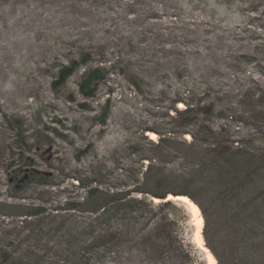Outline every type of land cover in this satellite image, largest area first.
Returning <instances> with one entry per match:
<instances>
[{
	"label": "rangeland",
	"instance_id": "obj_1",
	"mask_svg": "<svg viewBox=\"0 0 264 264\" xmlns=\"http://www.w3.org/2000/svg\"><path fill=\"white\" fill-rule=\"evenodd\" d=\"M183 191L264 264V0H0V264H207Z\"/></svg>",
	"mask_w": 264,
	"mask_h": 264
},
{
	"label": "trees",
	"instance_id": "obj_2",
	"mask_svg": "<svg viewBox=\"0 0 264 264\" xmlns=\"http://www.w3.org/2000/svg\"><path fill=\"white\" fill-rule=\"evenodd\" d=\"M77 67H78V63L75 62V64H73L71 67L64 68V70H62L60 72V74H61L60 79H59L60 83H64V81L72 75V73L75 71V69ZM103 78H104V74L99 69L87 72V74L84 76V78L82 79V81L79 84L80 85V89H79L80 93L82 96H84L85 100L95 96L94 93L97 90L98 82H99V80H101ZM103 115L104 116H103V119L101 120V122H102V124H105V122L107 120V113H105ZM192 136L194 137V135H192ZM158 137H159V139L156 143H153L152 141H148V143L154 147H156V146L165 147V146H167L168 143L178 140L179 137L181 139H184L181 136L176 137L172 134L167 135V136L159 135ZM146 139H147V137H146ZM195 141H196V139H195ZM189 145L195 147L194 138L192 139V142ZM214 146H215V148L212 150L211 153H205L206 158H208V155H209L211 160L213 159V156H215V157H218L219 159L221 157L223 160L227 159V158H232V160L237 161L240 157H242V156H239L238 151H236V153H234V147H235V150H239L240 149L239 145L238 146L237 145H234V146L225 145V146H220V147L217 145H214ZM196 149L197 150L195 152H192L193 154H198V149H203V148L201 147V148H196ZM229 155H231V157ZM146 159L148 160V162H147V165L145 166L146 172L144 174L150 173V169L155 165L154 159H151L150 157H146V158H144V161H146ZM144 161H143V165L146 163ZM224 161L226 162V160H224ZM103 192L100 191L99 188L95 187L93 190H91V195H92V193L93 194H95V193H102L103 194ZM181 194H184L187 196L190 195V194H188L187 191H183V192H181ZM163 199H166V196H164ZM137 200H138L137 198L134 199V198L130 197V195H129L128 197H125L124 200H121V202H119V203L122 207H124L127 203L136 202ZM109 203H110V201H109ZM105 210H107L106 206H105V209L103 210V212H105ZM141 231H144V230H141Z\"/></svg>",
	"mask_w": 264,
	"mask_h": 264
},
{
	"label": "bare ground",
	"instance_id": "obj_3",
	"mask_svg": "<svg viewBox=\"0 0 264 264\" xmlns=\"http://www.w3.org/2000/svg\"><path fill=\"white\" fill-rule=\"evenodd\" d=\"M147 135L154 141L157 140V135L153 132H147ZM177 201L179 203H183L186 209L192 213V216L195 220V224H197V229L195 232V243L197 247H199L204 253L205 257L207 258V264H219L216 257L212 254L207 246H204V236L202 235V229L204 227L203 224V217L200 211L199 206L191 200L188 196L185 195H172L170 194L165 201ZM158 202V200H155Z\"/></svg>",
	"mask_w": 264,
	"mask_h": 264
}]
</instances>
